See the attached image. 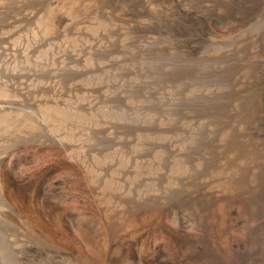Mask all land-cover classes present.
Here are the masks:
<instances>
[{
    "label": "rangeland",
    "instance_id": "1",
    "mask_svg": "<svg viewBox=\"0 0 264 264\" xmlns=\"http://www.w3.org/2000/svg\"><path fill=\"white\" fill-rule=\"evenodd\" d=\"M205 1L0 0V264H248L264 0Z\"/></svg>",
    "mask_w": 264,
    "mask_h": 264
},
{
    "label": "bare ground",
    "instance_id": "2",
    "mask_svg": "<svg viewBox=\"0 0 264 264\" xmlns=\"http://www.w3.org/2000/svg\"><path fill=\"white\" fill-rule=\"evenodd\" d=\"M206 1H209V0H206ZM205 1V2H206ZM218 1V0H217ZM260 2V1H259ZM199 3V2H198ZM216 3V2H215ZM264 3V2H263ZM262 4V3H261ZM94 5V4H93ZM216 6V5H215ZM259 7H261L260 5H259ZM195 8V7H194ZM262 8V7H261ZM261 8H259V9H261ZM263 8H264V5H263ZM262 8V9H263ZM196 9V8H195ZM261 9V10H262ZM264 12V11H263ZM70 13V12H69ZM95 15V14H94ZM263 16V15H262ZM46 18V17H45ZM72 18V17H71ZM20 19V18H19ZM47 21V20H46ZM35 22V21H34ZM48 22V21H47ZM262 22V21H261ZM80 23V22H79ZM22 25V24H21ZM47 26H48V24H47ZM47 26H44V27H46V28H48ZM44 27H43V30H44ZM87 27V26H86ZM93 27V26H92ZM99 27V26H98ZM45 28V29H46ZM48 29H51V28H48ZM81 30V29H80ZM126 30V29H125ZM238 30V29H237ZM48 31V30H47ZM74 31V30H73ZM253 31V30H252ZM256 31V30H255ZM12 32V31H11ZM229 33V32H228ZM231 33H233V32H231ZM240 32H239V30H238V34H239ZM252 33V32H251ZM7 34H8V32H7ZM88 34V33H87ZM237 33L235 32V35H236ZM231 35H232V37H234V34H229V35H224L226 38L227 37H231ZM251 35V34H250ZM92 36V35H91ZM95 36V35H94ZM231 37V39H233ZM240 37V36H239ZM10 38V37H9ZM235 38V37H234ZM260 38H264V33L260 36V37H258V39H260ZM258 39H257V41H256V39H255V41L254 42H256V43H254L255 45L253 46V44L251 43L250 45V49L251 50H255V49H257V48H260L258 51H259V53H260V55L263 57V55H264V41H261V43H259L258 44ZM235 40V39H234ZM261 40V39H260ZM5 40H3V42H4ZM75 41V40H74ZM236 41V40H235ZM158 42V41H157ZM231 42V41H230ZM243 42V41H242ZM249 43V42H248ZM257 45H259L258 47H257ZM218 46V45H217ZM14 49V48H13ZM16 49V48H15ZM256 52V51H255ZM253 53V52H252ZM258 53V54H259ZM234 54V53H233ZM255 54V53H254ZM254 54H250V56H253ZM249 56V55H248ZM258 56V55H257ZM256 55L253 57L255 60H256ZM224 58V57H223ZM257 58H259V59H263V58H260L259 56L257 57ZM245 59V58H244ZM258 59V60H259ZM246 60V59H245ZM46 62V61H45ZM258 62V61H257ZM256 62V63H257ZM263 63H264V61H263ZM262 62H260L258 65V67H256V69H255V72L253 71L252 73H254V76L252 75L251 77H253L252 79H250V81H249V83H248V86L250 87V89L252 90V92H254L253 93V95H254V98H255V106H257V107H255V111H253V112H255V118H254V124H251L252 125V127H253V129H252V131H249V132H253L256 136L255 137H253L254 138V143L256 144V145H258V147L260 148H258L259 150H261L262 152H264V125H262V117H263V115H264V64H263ZM252 66H253V64H252ZM257 66V65H256ZM251 67V66H250ZM249 66H248V68H250ZM255 67V66H254ZM253 69V68H252ZM180 70V69H179ZM249 71H252L251 69L249 70ZM246 77V76H245ZM245 79V78H244ZM248 82V81H247ZM34 86V85H33ZM249 90V89H248ZM250 90V91H251ZM1 92V91H0ZM3 92V91H2ZM250 93V92H249ZM2 99V98H1ZM32 101V100H31ZM51 105V104H50ZM56 105V104H55ZM48 106V105H47ZM55 107H53V109H54ZM43 110L41 111L42 112V116L43 117H45V118H47V119H49L50 121H52V122H50V123H52V124H54V126H56L55 124H58L59 123V117H58V119H56V116H58L59 115V113H60V115L59 116H61V115H63V113H62V111L60 110V108H59V111H54V110H52L51 108H49V106L48 107H46V106H44L43 108H42ZM0 114H1V112H0ZM21 114V113H20ZM4 115V114H3ZM1 116L2 117V119H3V117L4 116ZM6 115V114H5ZM34 115V114H33ZM64 116V115H63ZM63 116H61V118L63 117ZM253 116V115H252ZM10 117V116H9ZM42 117V118H43ZM15 118V117H14ZM21 118H22V116H21ZM20 118V119H21ZM31 118V117H30ZM37 118V117H36ZM35 118V119H36ZM40 118V117H39ZM1 119V120H2ZM20 119H16V120H20ZM27 119V118H26ZM46 119V120H47ZM63 119V118H62ZM5 120H7L6 121V124L8 125L9 124V122L10 121H8L9 119H6V116H5ZM16 120H14V122L13 123H15V125H17L16 123H18ZM30 119H29V117H28V119H27V122L29 123V125L30 124H32L31 123V121H29ZM34 120V119H33ZM32 120V121H33ZM57 121V123H56V121ZM264 120V119H263ZM12 121H13V119L11 120V122L10 123H12ZM23 121V120H22ZM8 122V123H7ZM21 122V121H20ZM19 122V123H20ZM13 123H12V125H13ZM18 123V124H19ZM35 123V122H34ZM33 123V124H34ZM61 123H62V121H61ZM264 123V122H263ZM23 123L21 122V125H22ZM27 124V123H26ZM46 124V123H45ZM48 125H49V123H47ZM14 126V125H13ZM18 126V125H17ZM17 126H15V128L17 127ZM32 126V128H33V125H31ZM34 126H37V125H35L34 124ZM51 126H53V125H51ZM54 126H53V128H54ZM249 126V125H248ZM9 127V126H8ZM7 127V128H8ZM18 127H20V128H22L20 125L18 126ZM17 127V128H18ZM56 127H58V125L56 126ZM251 126H250V129L252 128ZM10 128V127H9ZM24 128V127H23ZM28 128V127H27ZM53 128H51V130L53 129ZM249 128V127H248ZM6 129V128H5ZM29 129V128H28ZM34 129V128H33ZM234 129H236V128H234ZM13 130V129H12ZM25 130H26V128H25ZM49 130H50V127H49ZM54 130L55 129H53L52 131H50V132H54ZM40 131V130H39ZM55 131H59V134L57 135V136H63V134L62 135H60V133H62V132H60L61 130H55ZM8 132H9V130H8ZM10 132H11V130H10ZM24 132V131H23ZM31 132V131H30ZM46 132V131H45ZM50 132H48V133H50ZM66 132V131H65ZM26 133V132H25ZM37 133V132H36ZM43 133V132H42ZM55 134H56V132H54ZM12 134V133H11ZM34 134V133H33ZM45 134H47V133H45ZM51 134V133H50ZM70 134H72V133H70ZM245 134H246V132H245ZM253 134V135H254ZM3 135V134H2ZM52 135V134H51ZM250 135V134H249ZM30 136V135H29ZM39 136H40V133H39ZM39 136H38V138H39ZM68 136H70V135H68ZM72 136V135H71ZM243 136V135H242ZM43 138H44V136H42ZM54 137V136H53ZM60 137V138H61ZM65 137H67V134L65 135ZM250 137V136H249ZM63 138L64 137H62V139H59V137L58 138H54V139H52V142H54L55 141V143L58 145V147L61 145H63L64 146V144H67V142L66 143H62L64 140H66V139H64L63 140ZM69 138H73V136L72 137H69ZM246 138V137H245ZM250 138H252V137H250ZM257 138V139H256ZM37 139V138H36ZM41 139V138H40ZM56 139V140H55ZM74 139V138H73ZM16 140V139H15ZM62 140V141H61ZM70 140V139H69ZM252 140V139H251ZM17 141V140H16ZM41 141V140H40ZM242 141V140H241ZM42 142V141H41ZM47 142V141H46ZM48 142H49V140H48ZM47 142V143H48ZM72 142V141H71ZM73 143V142H72ZM72 143H70V144H72ZM250 143H252V141L250 142ZM253 143V144H254ZM74 144V143H73ZM72 144V145H73ZM249 144V143H248ZM247 144V145H248ZM51 145V144H50ZM170 145V144H169ZM62 146V147H63ZM253 146V145H252ZM187 147V146H186ZM251 147V146H250ZM64 149H66V147H63ZM71 148V146L69 147V149ZM73 148V147H72ZM230 149V148H229ZM232 149V148H231ZM250 149V148H249ZM255 149V148H254ZM257 149V150H258ZM71 150V149H70ZM70 150L68 151V152H70ZM248 150V149H247ZM66 151H67V149H66ZM249 151V150H248ZM72 152H73V149H72ZM77 152H78V148H77ZM205 152V151H204ZM259 152V151H258ZM67 153V152H66ZM74 153H75V151H74ZM252 153V152H251ZM250 154V153H249ZM59 156V155H58ZM70 156V155H69ZM73 156V155H72ZM78 156V155H77ZM253 157V156H252ZM73 158H75V157H73ZM83 158V157H82ZM67 159V158H66ZM262 159V158H261ZM83 160V159H82ZM252 160V159H251ZM259 160V159H258ZM68 161V160H67ZM243 161V160H242ZM242 161H240V162H242ZM249 161V160H248ZM261 161V160H260ZM3 162V161H2ZM74 162H76V161H74ZM77 162H78V160H77ZM80 162V161H79ZM78 162V163H79ZM245 162H247V161H245ZM58 163V162H57ZM83 163V162H82ZM249 163V162H248ZM257 163H259V162H256L255 163V165H257ZM73 164H75V163H73ZM86 164V163H85ZM77 165V164H76ZM79 165H80V163H79ZM90 165V164H89ZM161 165V164H160ZM244 165V164H243ZM250 165H251V163H250ZM255 165H252V167L253 166H255ZM85 166H87V165H85ZM242 166V165H241ZM245 166V165H244ZM80 167V166H79ZM82 167H84V166H82ZM208 167V166H207ZM87 168H88V166H87ZM92 168V167H91ZM93 169V168H92ZM97 169V168H96ZM235 169V168H234ZM239 169H242V168H239ZM245 169V168H244ZM253 169V168H252ZM81 170H83V169H81ZM231 170V169H230ZM248 170V171H247ZM246 171H247V174H248V172H249V169H247ZM251 170V169H250ZM84 171V170H83ZM209 171V170H208ZM235 171V170H234ZM243 171V170H242ZM245 171V170H244ZM114 172V171H113ZM228 172V171H227ZM235 172H237L238 173V177H242L243 179L240 181V179H239V182H228V183H226V186H227V188H230L231 186H235L234 188H231V189H235V190H239V188H241V189H243L244 190V192H247L248 194L247 195H249V194H252L253 196H254V198H255V200H257V202L259 203L260 202V207H261V209H262V212H263V217H264V158H263V162L261 163L260 162V165H259V167L257 166V168L255 169V170H253L252 171V173L250 174V175H245L246 173H242L241 172V170H237V168H236V171ZM0 173H1V171H0ZM84 173H86V172H84ZM97 173V172H96ZM236 173V174H237ZM2 174V173H1ZM87 174V173H86ZM91 174V173H90ZM112 174V173H111ZM89 175V174H88ZM114 175V174H113ZM87 176V175H86ZM115 176V175H114ZM117 176V175H116ZM87 177H89V176H87ZM91 177V176H90ZM109 177V176H108ZM111 177H113V176H111ZM232 177V176H231ZM92 178V177H91ZM91 178L89 179V178H87V179H89V180H91ZM94 178V177H93ZM235 178V177H234ZM237 178V177H236ZM2 178H1V175H0V180H1ZM94 180V179H93ZM222 180V179H221ZM229 180V179H228ZM105 181V180H104ZM91 182H93V181H91ZM111 182V181H110ZM1 183H2V181H1ZM34 183V182H33ZM219 184V183H218ZM31 185V184H30ZM29 185V186H30ZM33 186L31 187V188H29L28 190H27V194H26V197L24 198V196H23V199H25L23 202H24V205H25V207H26V209H27V212L29 213V216L30 215H32V216H30L31 217V219L33 218V220H31V221H34L35 219H37V215H36V213H35V211H34V208H33V205H32V197L34 196V194H35V185H36V183L35 184H32ZM88 185V184H87ZM2 186V185H1ZM4 186V185H3ZM221 186V185H220ZM224 186V185H223ZM5 188V187H4ZM0 189H1V187H0ZM6 189V188H5ZM37 189V188H36ZM128 190V189H127ZM237 190V191H238ZM243 190H240L241 192L243 191ZM1 191H3V190H1ZM229 192V191H228ZM241 194V193H240ZM245 194V193H244ZM246 195V196H247ZM252 196V197H253ZM19 198V197H18ZM253 198V199H254ZM22 199V200H23ZM252 199V200H253ZM250 200V199H249ZM21 202V201H20ZM23 204V203H22ZM253 204V203H252ZM249 207H251V206H249ZM256 210V209H255ZM252 211H254V210H251V212ZM56 213V212H55ZM259 213V212H258ZM27 216H28V214H27ZM55 217V219L56 220H59L60 219V217H61V214H57L56 216H54ZM6 218V217H5ZM26 218V217H25ZM255 218V217H254ZM40 219V218H39ZM39 219H38V223L40 222L39 221ZM252 220V219H251ZM7 221V220H6ZM26 221V220H25ZM35 221H37V220H35ZM56 222V221H55ZM257 222V221H256ZM32 223V222H31ZM34 223V222H33ZM32 223V224H33ZM57 223H58V221H57ZM40 224H42V222L40 223ZM36 225V224H35ZM38 226H39V224H38ZM37 227V226H36ZM42 227V226H41ZM26 228H27V226H26ZM29 228H31V227H29ZM29 228H27L28 230L27 231H32L33 229L31 228L30 230H29ZM35 229V228H34ZM39 229V228H38ZM40 229H42V228H40ZM36 230V229H35ZM47 230V229H46ZM51 230V229H50ZM254 230V229H253ZM26 231V232H27ZM40 231V230H39ZM33 232V231H32ZM28 233V232H27ZM33 233H35V232H33ZM28 234H30V233H28ZM38 234V233H37ZM37 234H35V235H37ZM31 235H32V233H31ZM39 235V234H38ZM49 235V234H48ZM53 235V234H52ZM39 236H41V235H39ZM47 236V235H46ZM35 236H33V238H34ZM38 237V236H37ZM42 237V236H41ZM40 237V238H41ZM250 237V240H251V242H250V240H249V242L251 243V244H249V246L250 247H248V248H250L249 249V251H250V253H251V251H253V250H255V251H253V252H255V255L254 254H252L253 255V257H251V260L248 262V264H252L253 263V261H257V263L259 264H261V263H263L264 264V225L262 226V227H258V229H255L254 231H252V233H251V236H249ZM32 238V237H31ZM21 239V238H20ZM19 239V240H20ZM49 240V239H48ZM35 241V240H34ZM50 241H51V239H50ZM44 242V241H43ZM51 245V244H50ZM251 256V255H250Z\"/></svg>",
    "mask_w": 264,
    "mask_h": 264
}]
</instances>
